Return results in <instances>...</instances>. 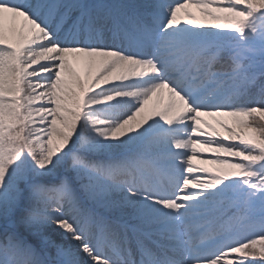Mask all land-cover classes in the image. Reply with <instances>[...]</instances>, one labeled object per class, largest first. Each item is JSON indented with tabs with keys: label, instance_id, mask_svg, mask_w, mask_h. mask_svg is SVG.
Here are the masks:
<instances>
[{
	"label": "snow or ice",
	"instance_id": "6c2138e0",
	"mask_svg": "<svg viewBox=\"0 0 264 264\" xmlns=\"http://www.w3.org/2000/svg\"><path fill=\"white\" fill-rule=\"evenodd\" d=\"M0 264H264V0H0Z\"/></svg>",
	"mask_w": 264,
	"mask_h": 264
}]
</instances>
